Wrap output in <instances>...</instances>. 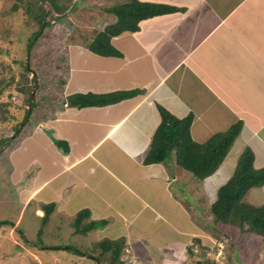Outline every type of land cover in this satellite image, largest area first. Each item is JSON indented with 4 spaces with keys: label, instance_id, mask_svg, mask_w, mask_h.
<instances>
[{
    "label": "crops",
    "instance_id": "1",
    "mask_svg": "<svg viewBox=\"0 0 264 264\" xmlns=\"http://www.w3.org/2000/svg\"><path fill=\"white\" fill-rule=\"evenodd\" d=\"M140 1L177 9L143 19L137 31L113 37L112 44L122 56H104L108 69L101 70L99 78L91 76L87 87H81L78 81L76 87L70 85L61 109L56 111L58 115L38 122L18 146L8 151V167L13 173L19 170V177L24 178L28 170L34 169L27 178L30 184L24 183L27 187H22L20 193L24 200L37 205L39 218L44 216L43 203L57 204L51 218L66 212L74 216L87 207L90 219L112 222L99 233L114 232L112 228L120 222L122 232L106 235L124 236L129 245L137 239L148 240L147 229L162 219L163 230L174 231L170 215L167 217L165 212L174 205L183 206L171 197L173 163H143L161 120L158 104L178 117L192 113L191 134L198 142L242 120V129L218 170L230 169L232 175L248 146L255 153V167L264 166V0ZM83 7L74 0L69 10L77 14L84 11ZM88 9L97 14L96 7ZM134 88L142 92L109 105L78 108L67 102V97L77 92ZM85 116L90 117L82 121L80 118ZM81 124L93 127L82 128ZM39 132L51 134L61 145L49 136L42 138ZM91 133L96 140L85 141ZM214 174L199 181L207 193H214L205 185ZM255 189H260L255 204L260 205L264 203V185ZM47 223L42 224L40 233ZM173 244L174 240L169 239L166 246L159 244L151 250L148 244L146 249L153 251V260L160 264H174L162 260L159 254L160 248ZM19 246L25 249V245ZM176 250L174 247L171 254Z\"/></svg>",
    "mask_w": 264,
    "mask_h": 264
},
{
    "label": "rangeland",
    "instance_id": "2",
    "mask_svg": "<svg viewBox=\"0 0 264 264\" xmlns=\"http://www.w3.org/2000/svg\"><path fill=\"white\" fill-rule=\"evenodd\" d=\"M127 1L129 0H78L80 5L84 6V11L79 10L76 14L74 9H70L56 18L59 13H50L52 6L49 1L0 0V149L7 145V149L0 152V220L9 221L0 226V264H110V253H101L100 247L102 249L103 246L102 244L98 246L100 244L98 241L101 236H107L106 234L122 232L124 228L120 227V222H117L119 226L112 228L114 232L99 233L101 232L99 229L103 230L99 223L98 228L88 233L73 234L75 228L72 223L73 216L66 212L64 215L60 214V217L53 216L47 226H44L45 231L40 233L42 219L37 216V205L33 201L24 200V194L20 193L22 187H27L24 183L30 184L27 178L32 175L34 169L28 170L24 178L19 177V170L13 173L8 167L11 159L8 151L18 146L20 140L29 134L38 122L44 123L45 119L58 115L56 111L61 109L68 91L71 90L70 85L74 88L78 81L77 84L79 83L81 87H87L91 76L95 75L99 78L100 71L108 69L106 57L93 53L87 45L79 43L89 42L93 37L91 31L94 28L100 30L107 23L115 20L114 13L108 11L103 13L104 7ZM59 2L65 3L67 7L74 4V0H59ZM40 4L44 8L45 20L50 23L45 24L29 55L27 45L29 37L39 27L36 12L40 10ZM93 7L97 9L96 15L88 9ZM99 12L101 13L98 14ZM27 62L33 73L26 72L24 66ZM23 72H26V75L23 76ZM12 74L15 77L14 81L10 80ZM31 79L34 83H38L33 92L28 86ZM22 86L25 87L23 90L20 89ZM30 106H32V114L26 117ZM87 117L90 116L80 119L87 120ZM20 122L26 124L22 128L20 125L21 129L16 131ZM81 125L82 128L93 127ZM38 135L42 138L49 136L59 141L51 134L46 136L39 132ZM89 139L94 142L96 136L91 133L85 141ZM170 161L173 163V169L170 171L172 178L170 190L173 194L171 197L176 199L173 202L178 201L183 204L182 208L174 205L165 212L167 217L170 215V224L173 225L174 231L170 230L167 233V229L163 230L161 223L165 221L164 219L151 223V227L147 229L149 242L137 239V243L130 241L129 245L126 240L119 260L125 264H160L153 260L151 250L159 244L166 246L167 241L172 239L175 245L160 248L161 259H167L174 264H188L186 260L194 256H189L187 245L195 243L193 238L199 237L206 249L195 243L194 251L205 252L207 260L211 258L215 261L214 264H264L262 237L254 233L242 234L234 227L222 228L225 234L218 233L213 228L210 206L217 197L218 188L225 183L232 171L219 169L213 175L212 181L205 184L209 185V189L214 190V193H207L190 171L174 162L173 153L166 158V164ZM255 188L248 191L246 198L248 202L257 204L256 197L259 196L260 189ZM158 191L159 189L157 193ZM261 194H263L261 199H264L263 189ZM57 225L61 227L58 228ZM217 234L222 238L219 239ZM53 243L59 245L69 243L86 252V255L74 250L42 247L54 245ZM20 244L25 245V249H22ZM148 244L150 251L146 249ZM172 247L177 249L173 255ZM73 254H76L75 261ZM120 261L117 264H120Z\"/></svg>",
    "mask_w": 264,
    "mask_h": 264
},
{
    "label": "trees",
    "instance_id": "3",
    "mask_svg": "<svg viewBox=\"0 0 264 264\" xmlns=\"http://www.w3.org/2000/svg\"><path fill=\"white\" fill-rule=\"evenodd\" d=\"M41 1H49L51 3L52 8L50 13H59V15H56V18L60 17L61 14L63 15L70 8L65 3H60L59 0ZM39 8L40 10H37L38 12L35 11L37 15L36 19L39 21V27L31 34L27 45L29 55L38 37L41 35L45 24L49 25L50 23L45 20L43 5L40 4ZM176 9L175 6L168 4L142 2L140 0H129L124 3L112 5L107 7L106 10L116 15V21L105 25L102 30L95 29L93 32L94 38L92 37L86 45L92 52L102 56H122V52L112 44L113 37L126 31H137L140 27L141 20L154 15L172 12ZM24 67L26 72L30 71L33 73L29 62ZM26 72H23V76L26 75ZM31 77H33V74ZM14 79V75H10V80L14 81ZM37 85L38 83H34L31 79V82L28 84L31 92H33L34 87ZM24 88V86L20 87L22 90ZM141 92L142 89L139 88L103 93L92 91L77 92L70 94L67 97V102L70 106L78 108L104 106L133 97ZM157 107L161 120L154 131L143 163L166 162V158L170 153H173L175 162L183 169L190 171L198 181L201 182L214 174L224 161L234 140L239 135L243 121L238 120L228 129L214 133L206 141L198 142L191 134L192 113L184 117H178L161 104H158ZM29 110V112L27 111L26 117H30L32 114V106L29 107ZM26 122H20L16 127V131L24 127ZM20 125L21 128H19ZM14 135L16 136L17 133L15 132ZM57 144L61 145V142L57 141ZM254 160V151L251 147H246L238 158L233 174L218 188L217 197L210 206V213L213 216V228L218 233L225 234L222 231L224 227H234L242 234L254 233L264 240V203L255 205L244 199L251 188L264 185V166L260 168L255 167ZM56 206L57 204L55 202L43 203L41 205L44 210V216L41 218L42 224H46L51 219V215L55 211ZM90 217L91 210L89 208L81 209L74 214L72 223L76 233L83 232L85 234L92 229L98 228L99 223H101L102 228L110 223L109 219L94 220L90 219ZM87 219L89 220L86 222ZM8 222V220H0V226ZM217 237L219 239L222 238L220 234H217ZM193 239L201 248L206 249L201 242V238L195 237ZM98 243H100L98 246L101 244L103 246L102 249L100 247L101 253H110V264H117L120 261V253L125 248L126 238L124 236L118 238L105 236ZM195 243L187 245L190 256H194V258L190 257V262L196 264H214L215 261L211 260V258L207 260L205 252L196 253L194 251ZM42 247L74 250L81 255H86V252L71 244L44 245ZM91 257L94 258V256ZM120 264L125 263L120 261Z\"/></svg>",
    "mask_w": 264,
    "mask_h": 264
},
{
    "label": "built area",
    "instance_id": "4",
    "mask_svg": "<svg viewBox=\"0 0 264 264\" xmlns=\"http://www.w3.org/2000/svg\"><path fill=\"white\" fill-rule=\"evenodd\" d=\"M127 252H128V250H127Z\"/></svg>",
    "mask_w": 264,
    "mask_h": 264
},
{
    "label": "bare ground",
    "instance_id": "5",
    "mask_svg": "<svg viewBox=\"0 0 264 264\" xmlns=\"http://www.w3.org/2000/svg\"><path fill=\"white\" fill-rule=\"evenodd\" d=\"M94 38V37H93Z\"/></svg>",
    "mask_w": 264,
    "mask_h": 264
}]
</instances>
